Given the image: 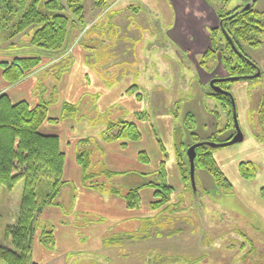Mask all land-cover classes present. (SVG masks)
Instances as JSON below:
<instances>
[{"label": "rangeland", "instance_id": "rangeland-1", "mask_svg": "<svg viewBox=\"0 0 264 264\" xmlns=\"http://www.w3.org/2000/svg\"><path fill=\"white\" fill-rule=\"evenodd\" d=\"M145 1L108 0L102 7L96 8L93 0H83V24L69 32L64 51L61 52L63 56L59 60L52 62L57 56L55 53L50 60L45 56V65L39 71L33 95L38 97V101H49L55 107L52 114H63L56 109L53 85L72 63L67 52L78 45L87 52L84 67L98 73L109 88H115L125 78H133L134 82L137 76L146 89L145 111L172 114L175 125L173 148L179 143L184 145L183 161L187 164V149L193 144L194 137L198 142L208 141L212 137L217 143H224L236 131L234 127L225 128L229 117L227 111L220 102L208 96L211 92L210 81L226 77L227 72L220 61V52L209 60L208 69H205L198 63L202 54L189 55L179 48L180 51L176 50L166 39L169 38L167 33L163 34V21L166 27L172 24L176 28V35L183 37V30H190L194 37L192 43L201 44L208 40V47L211 48L210 31L218 27L219 7L223 8V12H228L250 0H219L217 6L208 0H172V5L168 0ZM254 8L264 11V0H257ZM37 27L36 24L32 25L11 39L0 37V61L42 56L44 50L30 42ZM219 37L224 47L225 38L220 33ZM184 40L188 42V38ZM261 40L262 44L258 47L243 44L241 48L256 65L259 74L230 84L243 140L211 147L215 157L228 163L248 159L255 147L264 144L258 115L259 102L264 94V34ZM204 73L208 75L205 77ZM202 76L205 80L208 78L206 85L200 81ZM155 83L163 85L165 90L157 89L165 93L149 94L148 88L152 90ZM125 93L133 94L128 93V89ZM149 95L153 96L152 103ZM85 101L84 106L88 102H91V106H83L82 110L86 112V117L90 115L89 121L93 125L111 121V114L119 109L114 105L101 113L96 108V96L89 95ZM118 118L114 117L113 121L118 122ZM154 124L157 123L154 121ZM157 131V137L162 139L158 128ZM145 134L146 143L151 145L147 141L148 132ZM99 135L106 140L105 132ZM90 142H85L87 148ZM165 157L168 158V155ZM166 166V163L160 164L156 173L145 180L159 181L162 177L168 184L170 178L164 171ZM168 166L174 167L169 162ZM99 168L97 164L90 170L100 172ZM171 179L177 178L173 174ZM194 179L197 193L191 191L189 181L182 182L184 188L179 195L171 197V205L160 216L145 223L139 231L135 229L134 233L122 236L112 247L106 243L103 249H82L67 257L63 254L52 264H264V204L259 200L260 193L264 196V170L252 182L233 181L230 190L217 189L213 177L199 167H195ZM23 188L24 181L20 180L11 190L5 186L0 189V244L4 243L6 227L18 217ZM68 193L65 190L60 197L64 209L68 208ZM50 206L61 207L59 203L43 207L38 215L39 224L34 237L40 235L42 223L48 225L41 218V213ZM81 222L83 219L78 218L75 223L80 226ZM120 229L116 227L112 231L119 232ZM112 231L107 232L106 236H111Z\"/></svg>", "mask_w": 264, "mask_h": 264}, {"label": "trees", "instance_id": "trees-1", "mask_svg": "<svg viewBox=\"0 0 264 264\" xmlns=\"http://www.w3.org/2000/svg\"><path fill=\"white\" fill-rule=\"evenodd\" d=\"M108 0H93L94 7H102ZM216 6L219 0H208ZM227 1V0H223ZM251 1V0H250ZM257 0L250 7L237 6L232 11L223 12L219 7L218 27L210 31L211 48L206 50L199 59V65L208 69L207 63L220 52V61L226 69L227 76L215 78V84L226 92H215L212 88L208 96L220 102L228 113L225 128L234 126L231 85L237 81L252 77L257 72L256 65L242 52L243 44L258 47L262 44L264 34V11L254 8ZM83 0H0V37L11 39L24 32L32 25H37L30 42L46 52L60 54L64 51L69 32L84 22ZM219 33L225 38V49L219 42ZM41 56L16 57L11 61H0L2 77L13 84L22 80L29 72L41 67ZM138 84L134 81L128 89L138 99ZM49 101L40 100L35 106L21 100L13 103L6 93L0 94V189L5 186L11 190L20 180L24 181L20 211L16 221L6 227L4 243L0 244V264H37L32 258V241L38 229V215L47 205H58L56 198L66 182L63 180L65 155L60 148L57 135L40 132L41 124L48 117ZM78 105L64 103L63 116H72ZM259 121L264 137V94L258 107ZM137 116V115H136ZM146 117V112L137 116ZM55 120V119H53ZM233 136V135H232ZM230 135L226 140L232 138ZM141 134L134 123L119 120L106 123L105 139L138 140ZM90 139H83L76 152L78 164L82 168L83 182L88 186L103 189V183H95L93 179L101 173L112 175L102 170L91 171L92 150L85 145ZM214 141L212 137L208 141ZM86 142V143H85ZM198 140L194 137V142ZM181 145L179 148L178 146ZM176 147V161L184 183L190 182L189 162L183 161L185 148L179 143ZM139 157L148 162L145 152ZM195 167L206 170L212 177L217 189H232V184L218 166L211 147L204 143L196 147ZM239 174L244 179H253L257 172L256 165L251 161H242L238 166ZM164 172V171H162ZM191 189V183H189ZM143 187L155 189L157 200L151 203L153 210L161 212L171 205L173 187L164 182L147 180L130 187L124 194L126 206L134 209L140 205L139 190ZM118 192L116 189H111ZM197 193V189L191 190ZM181 200V198H180ZM178 202V201H177ZM152 218L145 223L148 224ZM144 223V224H145ZM39 242L53 246V231L42 223ZM143 224V226H144ZM142 228V227H141ZM140 228V229H141ZM139 229V230H140Z\"/></svg>", "mask_w": 264, "mask_h": 264}, {"label": "crops", "instance_id": "crops-1", "mask_svg": "<svg viewBox=\"0 0 264 264\" xmlns=\"http://www.w3.org/2000/svg\"><path fill=\"white\" fill-rule=\"evenodd\" d=\"M138 1L144 3L145 0ZM168 2L172 5V0H168ZM175 29L172 27V24L166 27V22L163 21V34L167 33L169 38L166 39L176 50H184L191 55L192 53L203 54L210 48L208 47V40L201 44L192 43L194 37L190 30L187 32L184 29L183 37H180L176 35ZM185 38H188V42L184 40ZM67 53H69L68 56L71 57L72 63L69 64L68 70L53 85V91L57 100L56 109L62 113L63 104L69 103L78 105V110L72 116H63L57 113L52 114V110L55 107L49 103L48 117L52 120L44 121L39 128L43 134L57 135L59 137L60 148L65 155L63 180L66 184L61 189L57 198L61 207L50 206L41 213V218L47 221V224L53 231L54 243L52 247H46L39 242V235H35L36 237L32 241V258L37 264H52L61 255L65 254L67 257L70 253H76L82 249H103L106 243L112 247V245L118 243V240L120 241L122 236L139 231L147 220L157 215L160 216L161 209L153 210L151 208V203L157 200L155 189L152 187H143L139 190L140 205L137 208H127L124 199V194L130 187L147 181L145 179L150 175H154L160 168V164H167L164 171H166V174L170 178L168 185L174 189L171 197H176V194L179 195L184 188L182 184L184 181L181 178L176 161V148H173L175 125L174 119L171 116L172 114H161L159 112L153 114L145 111L147 100L144 90L146 89L137 80V76L134 81L139 86L137 93L141 95V99H138L135 94L129 95L125 93L131 87L133 78H125L124 81L117 83L115 88H109L98 73L91 68L87 70L84 67L87 53L84 49L77 45ZM52 54L53 52L48 53L43 51L41 67L29 72L22 80L13 84L7 82L2 77V68H0V94L6 93L13 103L25 100L31 106H35L39 102L38 97L33 95L39 71L45 65V56L47 60H50ZM62 54H56L57 56L52 62L59 60L63 56ZM14 58L7 61L9 62ZM204 74L205 77L208 75L207 73ZM205 77L202 76L200 79L202 85H206L208 82V78L205 80ZM159 87L165 90L163 85L155 83L152 90L148 88L150 92L148 93L159 92L158 95L165 93L158 91L157 88ZM89 95L97 97L98 103L96 104V108L101 113L114 105L118 106V111L111 114V121H113L114 117H119L118 119L120 120L134 123L141 134V138L138 140H102L99 134L105 132L106 124L98 123L97 125H93L89 121L90 115L86 117V112L82 110V107L86 103L85 99ZM152 98L153 96H150V103H152ZM90 103L88 102L87 106L83 108L91 106ZM155 104H157L156 101ZM91 110L94 111L95 109ZM142 112H146V117L139 119L137 116ZM91 113L93 114V112ZM154 121L157 123L156 125ZM157 128L160 130L165 143L161 138L157 137L159 135ZM145 131L148 132L149 138L147 141L151 145L145 141ZM86 138L91 141L88 147L92 150L90 169L93 165L99 164V171L105 170L112 173V175L101 173L98 175L101 177L97 178L98 176H96L93 179L95 183H103V189L88 186L83 182V172L77 162L76 152L80 148L79 142ZM167 145H169L168 150ZM140 152L147 154L148 162L140 159ZM251 153L253 154L244 161H251L256 165V178L264 170V164H262V161H264V144L260 147H255ZM167 155L168 158L165 157ZM213 156L231 184L233 181L252 182L255 179H244L239 174L238 166L242 161L228 163L229 161L219 160L215 157L214 152ZM168 162L174 167H169ZM230 173L234 179L233 181ZM173 174L177 178L176 180L171 179ZM262 186L264 188V185ZM245 188L247 187H243V189ZM111 189H116L118 192H113ZM65 190L69 191V204L66 209H64L65 206H63L60 199ZM259 200L264 204V196L262 197L261 193ZM78 218L83 219L80 226L75 223ZM129 223L131 225H128ZM116 227H121L119 232L112 231ZM109 231L113 232L112 235L106 236V233Z\"/></svg>", "mask_w": 264, "mask_h": 264}, {"label": "water", "instance_id": "water-1", "mask_svg": "<svg viewBox=\"0 0 264 264\" xmlns=\"http://www.w3.org/2000/svg\"><path fill=\"white\" fill-rule=\"evenodd\" d=\"M254 1L255 0L249 1L247 4H245V7H250ZM258 74H259V71L257 70L256 75H258ZM215 80L216 79L214 78L210 81V83H209L210 87L215 92H226L221 87H219L218 85L215 84ZM232 105H233L232 106L233 120H234V126H235L236 131H235V133L231 139L225 141L224 143H217L214 141L195 142L192 145H190L187 149V157H188V161H189V179H190V183H191L193 190L196 189L195 179H194L196 147L200 146L203 143L205 145H208L209 147L226 146V145L234 144L237 142H241L243 140V134H242V132L238 126V123H237L236 108H235L234 101H232Z\"/></svg>", "mask_w": 264, "mask_h": 264}]
</instances>
